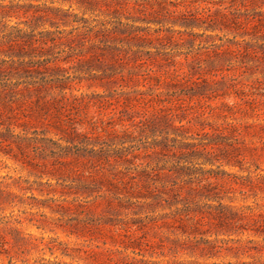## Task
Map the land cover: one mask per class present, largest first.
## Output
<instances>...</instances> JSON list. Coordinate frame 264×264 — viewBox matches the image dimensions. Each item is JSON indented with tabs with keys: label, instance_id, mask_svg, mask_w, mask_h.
Masks as SVG:
<instances>
[{
	"label": "rangeland",
	"instance_id": "obj_1",
	"mask_svg": "<svg viewBox=\"0 0 264 264\" xmlns=\"http://www.w3.org/2000/svg\"><path fill=\"white\" fill-rule=\"evenodd\" d=\"M0 190V264H264V0H0Z\"/></svg>",
	"mask_w": 264,
	"mask_h": 264
},
{
	"label": "trees",
	"instance_id": "obj_2",
	"mask_svg": "<svg viewBox=\"0 0 264 264\" xmlns=\"http://www.w3.org/2000/svg\"><path fill=\"white\" fill-rule=\"evenodd\" d=\"M0 193L2 191L0 190ZM10 231V232H16L17 230L15 228H12L8 225L6 221H1L0 218V256H8L9 255V240L6 238V235L3 233L4 231ZM17 233V232H16ZM10 262V259L8 260ZM10 264H14L13 262H10Z\"/></svg>",
	"mask_w": 264,
	"mask_h": 264
}]
</instances>
